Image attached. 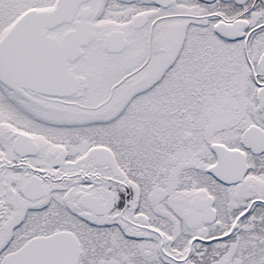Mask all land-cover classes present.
Instances as JSON below:
<instances>
[{
	"label": "snow or ice",
	"instance_id": "snow-or-ice-1",
	"mask_svg": "<svg viewBox=\"0 0 264 264\" xmlns=\"http://www.w3.org/2000/svg\"><path fill=\"white\" fill-rule=\"evenodd\" d=\"M0 264H264V0H0Z\"/></svg>",
	"mask_w": 264,
	"mask_h": 264
}]
</instances>
